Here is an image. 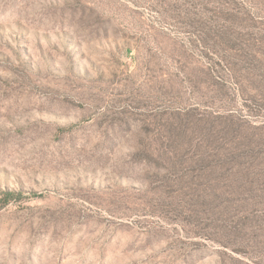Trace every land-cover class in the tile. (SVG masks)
<instances>
[{
	"label": "rangeland",
	"instance_id": "rangeland-1",
	"mask_svg": "<svg viewBox=\"0 0 264 264\" xmlns=\"http://www.w3.org/2000/svg\"><path fill=\"white\" fill-rule=\"evenodd\" d=\"M0 264H264V0H0Z\"/></svg>",
	"mask_w": 264,
	"mask_h": 264
}]
</instances>
